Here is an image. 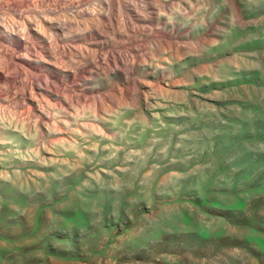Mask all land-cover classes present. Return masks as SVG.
Here are the masks:
<instances>
[{
    "label": "rangeland",
    "instance_id": "rangeland-1",
    "mask_svg": "<svg viewBox=\"0 0 264 264\" xmlns=\"http://www.w3.org/2000/svg\"><path fill=\"white\" fill-rule=\"evenodd\" d=\"M0 46V264H264V0H0Z\"/></svg>",
    "mask_w": 264,
    "mask_h": 264
},
{
    "label": "bare ground",
    "instance_id": "bare-ground-1",
    "mask_svg": "<svg viewBox=\"0 0 264 264\" xmlns=\"http://www.w3.org/2000/svg\"><path fill=\"white\" fill-rule=\"evenodd\" d=\"M67 5H68V4H67ZM68 6H69V5H68ZM72 7H73V6H72ZM69 8H70V7H69ZM76 8H77V7H76ZM13 9H14V8H13ZM13 9H12V10H13ZM74 9H75V8H74ZM78 9H79V8H78ZM82 9H83V8H82ZM82 9H81V10H82ZM38 10H39V9H38ZM14 11H15V9H14ZM41 11H42V10H41ZM45 11H46V10H45ZM49 11H50V10H49ZM53 12H54V11H53ZM86 12H87V11H86ZM16 13H18V12H16ZM41 13H42V12H41ZM41 13H40V14H41ZM20 14H21V13H20ZM43 14H44V13H43ZM47 15H48V14H47ZM51 16H52V15H51ZM49 17H50V16H49ZM42 18H43V17H42ZM52 18H53V17H52ZM46 19H47V18H46ZM50 19H51V18H50ZM51 20H53V19H51ZM51 20H49V21H51ZM63 20H64V19H63ZM70 21H71V20H69V22H70ZM46 22H48V21H46ZM46 22H45V23H46ZM30 23H31V22H30ZM48 23H49V22H48ZM63 23H64V22H63ZM37 24H38V23H37ZM46 24H47V23H46ZM41 25H42V24H41ZM47 25H48V24H47ZM66 25H67V24H66ZM48 26H50V24H49ZM42 27H43V26H42ZM50 28H51V27H50ZM48 30H49V29H48ZM3 47H4V46H3ZM3 47L0 46V54L5 55V56L7 55L8 58L11 57V56L14 54V53L10 52L11 50L8 51L7 48H3ZM12 51H13V50H12ZM27 56H28V55H27ZM12 57H13V56H12ZM12 57H11V58H12ZM15 57H16V56H15ZM3 61H4V60H3ZM1 76H2V75H1ZM1 76H0V77H1ZM1 78H2V77H1Z\"/></svg>",
    "mask_w": 264,
    "mask_h": 264
}]
</instances>
